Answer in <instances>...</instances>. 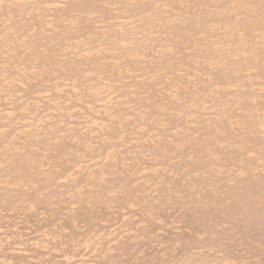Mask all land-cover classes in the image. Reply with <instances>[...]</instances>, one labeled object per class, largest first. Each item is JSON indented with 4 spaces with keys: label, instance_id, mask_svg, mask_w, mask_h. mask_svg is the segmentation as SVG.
Here are the masks:
<instances>
[{
    "label": "rangeland",
    "instance_id": "rangeland-1",
    "mask_svg": "<svg viewBox=\"0 0 264 264\" xmlns=\"http://www.w3.org/2000/svg\"><path fill=\"white\" fill-rule=\"evenodd\" d=\"M0 264H264V0H0Z\"/></svg>",
    "mask_w": 264,
    "mask_h": 264
}]
</instances>
